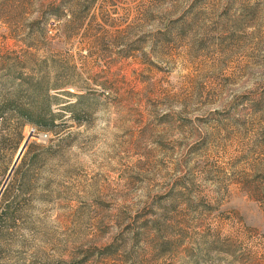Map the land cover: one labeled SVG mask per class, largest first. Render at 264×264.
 <instances>
[{"label":"rangeland","instance_id":"obj_1","mask_svg":"<svg viewBox=\"0 0 264 264\" xmlns=\"http://www.w3.org/2000/svg\"><path fill=\"white\" fill-rule=\"evenodd\" d=\"M9 101L0 264H264V0H0Z\"/></svg>","mask_w":264,"mask_h":264},{"label":"trees","instance_id":"obj_2","mask_svg":"<svg viewBox=\"0 0 264 264\" xmlns=\"http://www.w3.org/2000/svg\"><path fill=\"white\" fill-rule=\"evenodd\" d=\"M81 97V96H80ZM13 105V103L5 102L0 104V119L2 122L7 123L8 115L9 114H15L17 117L22 119L23 123H31L38 127H46L51 128V126L54 125L55 118L53 114H46L42 112L41 110H34V111H27V110H20L15 108H10ZM10 185L6 187L2 194V203L6 202V200L9 197L10 193ZM3 214V212H2Z\"/></svg>","mask_w":264,"mask_h":264},{"label":"water","instance_id":"obj_3","mask_svg":"<svg viewBox=\"0 0 264 264\" xmlns=\"http://www.w3.org/2000/svg\"><path fill=\"white\" fill-rule=\"evenodd\" d=\"M32 136H33V135L30 134V135L28 136V138L26 139V141L24 142L23 146L21 147V149H20V151H19V153H18V155H17V158H16V160H15V162H14L12 168L10 169V171H9V173H8V175H7V177H6L5 181H4V183H3V185H2L1 188H0V197L2 196V194H3L4 190H5V188L7 187V184H8V182H9V180H10V178H11V176H12V174H13V172H14V170H15V168H16L18 162H19V160L21 159V157H22V155H23L25 149L27 148L28 143H29V141H30V139H31Z\"/></svg>","mask_w":264,"mask_h":264}]
</instances>
